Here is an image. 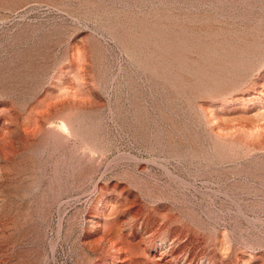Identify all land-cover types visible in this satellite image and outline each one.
I'll return each instance as SVG.
<instances>
[{
    "label": "rangeland",
    "instance_id": "obj_1",
    "mask_svg": "<svg viewBox=\"0 0 264 264\" xmlns=\"http://www.w3.org/2000/svg\"><path fill=\"white\" fill-rule=\"evenodd\" d=\"M0 264H264V0H0Z\"/></svg>",
    "mask_w": 264,
    "mask_h": 264
}]
</instances>
